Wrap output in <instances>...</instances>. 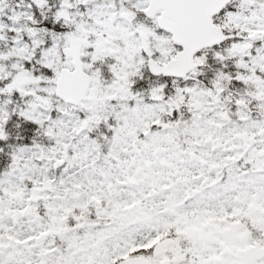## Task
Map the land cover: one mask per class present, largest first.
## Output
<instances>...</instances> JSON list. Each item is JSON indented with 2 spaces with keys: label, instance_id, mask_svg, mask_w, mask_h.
<instances>
[{
  "label": "snow or ice",
  "instance_id": "obj_1",
  "mask_svg": "<svg viewBox=\"0 0 264 264\" xmlns=\"http://www.w3.org/2000/svg\"><path fill=\"white\" fill-rule=\"evenodd\" d=\"M0 264H264V0H0Z\"/></svg>",
  "mask_w": 264,
  "mask_h": 264
}]
</instances>
